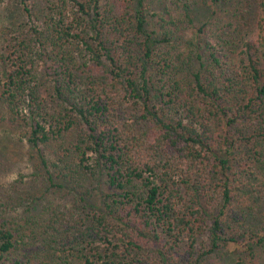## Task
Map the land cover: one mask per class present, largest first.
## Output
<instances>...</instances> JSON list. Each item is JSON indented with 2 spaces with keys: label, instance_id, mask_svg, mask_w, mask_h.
Here are the masks:
<instances>
[{
  "label": "trees",
  "instance_id": "1",
  "mask_svg": "<svg viewBox=\"0 0 264 264\" xmlns=\"http://www.w3.org/2000/svg\"><path fill=\"white\" fill-rule=\"evenodd\" d=\"M228 1L242 20L260 14L255 40L236 47L239 29L197 25L187 3L151 30L143 0H19L32 25L0 52V89L45 174L0 208L31 212L63 187L42 146L75 130L71 160L52 164L75 200L45 207L51 247L37 255L59 259L44 264H202L229 244L255 264L264 252V0ZM41 66L52 111L35 87ZM19 232L0 221V264H31L15 256Z\"/></svg>",
  "mask_w": 264,
  "mask_h": 264
},
{
  "label": "rangeland",
  "instance_id": "2",
  "mask_svg": "<svg viewBox=\"0 0 264 264\" xmlns=\"http://www.w3.org/2000/svg\"><path fill=\"white\" fill-rule=\"evenodd\" d=\"M142 7L147 15V20L150 29H160L164 24L163 20H168V13L179 17L181 10L178 9L177 3H187L190 6L191 17L195 24H209L215 32H234L237 38V46H242V43L248 40H255L258 33V24L260 22V14L252 9L251 15L246 20H242V14L235 15V2L217 0H143ZM234 3V4H233ZM136 9L139 8L138 2L135 4ZM232 24V29L228 28ZM43 21H38L35 26H41ZM32 22L28 19L22 4L19 0H0V52L5 48L8 39L15 37L17 32L29 28ZM249 25V26H247ZM240 26V27H238ZM204 41L210 43L211 46H216V43L210 39L208 34L204 36ZM218 46V45H217ZM4 51V50H3ZM7 69V66L4 67ZM3 71H5L3 69ZM5 73V72H4ZM4 73L0 74V83H4ZM183 79L188 85L191 82V74H185L179 77ZM53 81L45 73V69L41 66L38 70V78L35 82L38 96L45 105L47 111H52V107L57 105L55 98ZM23 116V115H22ZM16 117V116H15ZM13 114L9 110L5 99L2 96L0 89V206L5 201V197L10 194L17 197L24 193H15L12 186H17L19 190L26 193L35 192L39 187V181L45 174V169L40 162L38 152L27 139L30 124L24 120L17 119L13 122ZM75 131V130H73ZM67 132L61 141H54L42 146L43 153L50 165V171L57 178L56 182L63 185L62 188L56 190L52 195H49L46 200H38L33 205L31 212L26 211V206L17 208L11 211H5L0 208V221H9L13 226L20 229L18 239L20 240L19 250L15 253L18 259H24L26 256L32 258L31 264H44L59 259L57 254L48 252L44 254L37 253L51 247V242L47 233V215L45 214V207L49 205L69 206L75 200V192L73 190L74 182L71 179H65L59 176V172L52 164L56 163L60 158L66 156L70 144L75 139V133ZM67 161L71 160L72 156H66ZM86 175L83 176V181L87 186ZM245 193L252 195L250 189ZM255 195V193H254ZM249 202L253 205L254 196ZM245 199H248L247 196ZM236 203L235 210L239 206ZM248 201L245 200V206ZM23 237H22V236ZM199 242L198 248L201 249ZM204 243H206L204 241ZM197 248V249H198ZM255 264H264V252L262 248H256ZM52 255L53 259L46 260V256ZM52 259V260H51ZM248 254L237 249L236 245L229 244L222 245L220 249L216 250L206 256L202 264H249Z\"/></svg>",
  "mask_w": 264,
  "mask_h": 264
}]
</instances>
